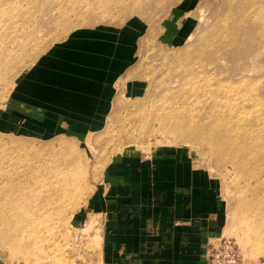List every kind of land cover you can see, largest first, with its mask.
Here are the masks:
<instances>
[{
    "label": "rangeland",
    "instance_id": "374dc122",
    "mask_svg": "<svg viewBox=\"0 0 264 264\" xmlns=\"http://www.w3.org/2000/svg\"><path fill=\"white\" fill-rule=\"evenodd\" d=\"M46 55L83 72L110 66L114 91L100 125L69 126L53 101L33 94L40 80L29 75ZM0 56V106L14 98L43 110L29 125V114L0 109V157L18 156L29 190L49 175L60 187L51 214L0 240V264H101L100 217L86 204L104 170L117 157L169 152L216 182L225 212L218 238L244 264H264V156L249 178L212 129L188 132L205 113L230 116L239 120L224 129L232 145L251 141L237 140L250 132L264 151V0H0ZM180 121L183 133L171 131ZM19 202L25 220L31 208Z\"/></svg>",
    "mask_w": 264,
    "mask_h": 264
},
{
    "label": "crops",
    "instance_id": "0c3cea01",
    "mask_svg": "<svg viewBox=\"0 0 264 264\" xmlns=\"http://www.w3.org/2000/svg\"><path fill=\"white\" fill-rule=\"evenodd\" d=\"M55 58L46 55L43 66L29 75L40 80L30 86L36 89L33 94L53 101L59 121L69 126L100 125L114 91L110 66L94 64L83 72L78 63ZM54 62L60 67H49ZM50 81L52 86L42 85ZM22 88L30 92L28 84ZM8 102L10 112L31 116L29 125L43 112L14 98ZM118 159L106 167L86 204L100 217V263L207 264L208 244L225 224L222 198L211 176L178 152L149 160L128 155Z\"/></svg>",
    "mask_w": 264,
    "mask_h": 264
},
{
    "label": "bare ground",
    "instance_id": "6f19581e",
    "mask_svg": "<svg viewBox=\"0 0 264 264\" xmlns=\"http://www.w3.org/2000/svg\"><path fill=\"white\" fill-rule=\"evenodd\" d=\"M5 58H6V56H5ZM5 58H4V60H6ZM9 61L11 62L10 59H9ZM26 73H27V70L24 69V71L21 75H24ZM6 102L7 101L3 102V105L0 106V109H3L5 107ZM199 114L200 113H197L196 115L199 116ZM218 116L219 115H214V114L208 115V113H205V115H203V118H208L207 122L205 121L202 123V126L200 127L201 129L195 128L194 126L190 125V129L188 130L189 135L201 137L200 130L206 129V128L212 129L211 136L214 138V140L216 138L223 140V142H222V145L224 146L223 149L225 151H227V153L230 154V161L235 160L237 166L240 167L241 170L244 172V175H247L248 173H250V171L254 168L255 165L257 166L258 161L256 163L255 160H259L261 157L264 156L263 146H260L259 144H257V142L255 141L256 138L253 139V136L251 135L250 132L249 133L246 132L245 134H243V135L241 134L242 136L237 138L238 142H240L241 140H244L246 137L251 138V141H245L241 144L240 147L235 148L232 145L233 139L228 138L227 132L224 129H225V127L226 128L231 127V124L237 125L239 120L236 118L231 119L230 116H227V118L223 115H222L223 117L222 116L218 117ZM181 117H183V116H181ZM191 118H192V116H191ZM195 119H197L196 116H195ZM188 121H190V120H188ZM188 121L186 123L190 124V122H192V121H190V122H188ZM199 121H200V119H199ZM200 125H201V123H200ZM182 126H183V124H181V121H180L178 124H174L171 127L172 128L171 131L181 134V133H183L181 130ZM209 129L206 131H209ZM242 131L243 130H240L241 133H242ZM247 140H248V138H247ZM2 145H4V143ZM212 145H214V143H212ZM3 153H4V151H3ZM216 153H217L218 157L220 156V158H221V151H218L216 149ZM54 160H56V159H54ZM263 160H264V158H263ZM260 161H262V159L259 160V163H260ZM20 166H21V162L19 161L18 156L7 155L5 152V154L0 157V240L6 239L7 237H10L11 235H14L15 233H17L18 229H19L18 228L19 225H22L23 223L31 226L34 221H36V220L38 221V219L41 218L40 216L47 214V208H50L48 213L51 214L53 208H51L49 206H51L53 203H56V201H59V194L57 193V191L59 190L60 187L52 184V179L50 178V175H49V179L47 181L40 182L39 188H37L36 190H29L26 187V185L22 184L23 179L17 175V172L20 169ZM256 166H255V168H257ZM260 166L258 164V167H260ZM50 167H49V169H50ZM260 173H263V172H260ZM23 178H24V183H26L29 180V176L28 177L25 176ZM20 186H21V188H20ZM19 201H22L23 205L28 206L29 209L31 208L30 212L26 213V217H28V218L25 220H24L25 217H23L25 214L23 215L20 213L19 208L21 207L20 206L21 202H19ZM60 202H62V200ZM45 218H46V215H45ZM244 220H245V218H244ZM261 227L262 226H260V228ZM252 231H254V230H252ZM260 232H261L260 234L264 238V227H263V229H261ZM258 235H257V237H260ZM27 250H29V249H26V250L22 249L23 253Z\"/></svg>",
    "mask_w": 264,
    "mask_h": 264
},
{
    "label": "built area",
    "instance_id": "2783aa9c",
    "mask_svg": "<svg viewBox=\"0 0 264 264\" xmlns=\"http://www.w3.org/2000/svg\"><path fill=\"white\" fill-rule=\"evenodd\" d=\"M207 264H244L231 249L228 240L216 238L208 244L206 251ZM9 264H27L25 262H11Z\"/></svg>",
    "mask_w": 264,
    "mask_h": 264
}]
</instances>
